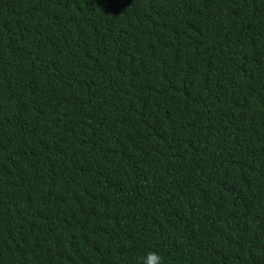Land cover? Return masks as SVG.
Segmentation results:
<instances>
[{
  "label": "trees",
  "instance_id": "trees-1",
  "mask_svg": "<svg viewBox=\"0 0 264 264\" xmlns=\"http://www.w3.org/2000/svg\"><path fill=\"white\" fill-rule=\"evenodd\" d=\"M264 264V0H0V264Z\"/></svg>",
  "mask_w": 264,
  "mask_h": 264
},
{
  "label": "clouds",
  "instance_id": "clouds-1",
  "mask_svg": "<svg viewBox=\"0 0 264 264\" xmlns=\"http://www.w3.org/2000/svg\"><path fill=\"white\" fill-rule=\"evenodd\" d=\"M140 264H163V259L158 253L149 252L141 259Z\"/></svg>",
  "mask_w": 264,
  "mask_h": 264
}]
</instances>
